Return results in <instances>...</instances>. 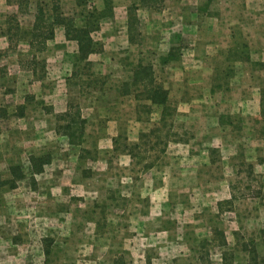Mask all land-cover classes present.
Segmentation results:
<instances>
[{
    "label": "rangeland",
    "instance_id": "374dc122",
    "mask_svg": "<svg viewBox=\"0 0 264 264\" xmlns=\"http://www.w3.org/2000/svg\"><path fill=\"white\" fill-rule=\"evenodd\" d=\"M23 1H10L20 10L6 15L0 29L2 34L8 32L11 51L18 53L21 69L15 70L14 56L8 58L6 52L3 57L0 52V72L4 73L7 66L14 76L10 78L12 84L7 85L10 88L16 78L18 83L40 82L31 74L34 50L27 48L21 34L29 31L32 19L24 13L28 4ZM110 1L112 16L102 19L99 30L92 34L102 51L94 54L88 69L73 68L77 46L64 42L63 37L56 36L46 54L38 55V62L45 61V74V57H50V77L48 81L44 78L43 85L47 90L55 88V77L62 68L60 56L64 55L75 74L69 85L73 84L75 90L80 88V96L69 94L68 104L85 106L93 112L98 103L96 113L106 117L89 120L79 109L86 123L85 139L81 147L70 149L79 150V162L77 166L69 165L70 173L64 177L54 164L34 183L36 179L27 164V154L41 148L40 154L49 153L54 159L67 154L66 144L53 138L46 146L37 142L40 146L36 151L24 148L23 159L14 158L13 166L23 173V179L16 183L7 172L8 163L3 161L0 183L6 186L0 190V264H111V256H122L121 250L107 251L102 240L96 247L89 235L91 229L98 234L105 228L99 209L105 212L104 206L110 205L102 204L104 197L120 200L131 193L145 201L147 209L149 196L163 186L158 197L160 202L164 200L163 207L171 220H165L162 227L169 233L158 237V242H163V253L159 255L156 246L146 251L155 264H248L243 247L250 242L264 257V67L255 64H264V0H162L158 11L138 7L134 44L128 42L127 12L131 6H138L137 0ZM37 3L46 12L58 4L77 26L83 25V12L104 9L103 0H84L81 4L77 0L33 1ZM169 52L174 61L162 65L160 59ZM139 63L152 66L155 81L168 91L169 105L174 110L171 126L160 128L161 133L155 135L149 134L159 127L160 108L135 98L131 88L133 95L122 96L120 91ZM36 71L40 72L39 65ZM42 104L38 100L30 105ZM108 104L114 109L106 111ZM106 118L116 119L115 151L109 150L105 142H98L106 136ZM95 128L101 129L99 134L94 133ZM141 134L147 137L141 138ZM165 134H173V141L163 153L162 146L155 145V137L162 139ZM136 145L138 148L132 147ZM125 146L133 148L129 164L123 157L118 159L126 151ZM86 159L97 163L88 176L97 182L99 192L81 199L77 193L67 192L64 198L57 192L52 195L51 180L78 181L80 172L78 176L73 173L75 168H85L82 161ZM107 181L113 185L104 187ZM117 182H128L133 187L114 193ZM32 184H36L34 189ZM95 211L94 220L91 213ZM159 224L147 228L158 231L162 226ZM216 230L223 233L225 246L215 240ZM135 260L136 264L143 261L138 257Z\"/></svg>",
    "mask_w": 264,
    "mask_h": 264
},
{
    "label": "crops",
    "instance_id": "0c3cea01",
    "mask_svg": "<svg viewBox=\"0 0 264 264\" xmlns=\"http://www.w3.org/2000/svg\"><path fill=\"white\" fill-rule=\"evenodd\" d=\"M11 0H0V29L3 27V20H5V16L9 15L11 13L18 14L19 7L17 5H14L10 2ZM33 1L35 0H29V5L26 11V15L30 16L32 19L30 20V27L29 30L32 28V25L34 23V8L35 4H33ZM37 1V0H36ZM114 11V10H113ZM116 11V10H115ZM126 23V20H125ZM21 29L22 27L19 26ZM55 37L53 39V43L56 42V36L59 38L63 37L64 42H70L66 41L64 37V31L61 27H58L57 30H55L54 33ZM10 40L8 36L1 33L0 30V52L3 57H5V53L7 52L8 58H12L14 56V66L16 67L15 70L21 71L19 67V60L16 58L17 52L11 51L10 46ZM27 48H29L28 43L26 41ZM50 45V42L47 43V49L45 51H48V47ZM18 48V47H17ZM76 53V52H75ZM74 53V54H75ZM44 54V53H41ZM41 54H35L36 59L38 60V55ZM34 56V54H33ZM62 60H60L61 69L58 71V76L55 77L57 79L55 83V88L52 90H47L45 88V81L44 79L42 81L38 82H31L24 83L17 81V78L15 79V84L11 86H7L9 83L12 84L13 77L11 74V68H8L5 66V69L3 70V74L0 78V168L2 167L3 161L8 163V170L7 172H10V168L17 167L13 166L15 165L17 159H23L24 148L30 147L31 149L38 148L40 145L46 146L49 139L53 138L54 140H58L60 142H63V144H66V150L67 154H61L59 156L60 158L54 159L52 158L51 154L49 153H41V150H37V152L29 153L27 154V164L30 168L29 158L31 156H41V155H49L51 157V162L49 165L44 167L43 173L40 175H33L36 179L37 176L43 175L45 172H47V169H52V166L54 164H57L55 168H57L58 172L61 173L62 177L66 175L69 170H67V167L74 163L77 166V162H79V150L76 152V149L73 150V152H70V149H73V147L68 143L67 139L60 134L56 133V127L59 124L57 120V116H60L64 114L67 111V105L68 100L67 97L70 93H76V96H80V88L77 86V90L73 89L74 85H69V83L72 82V67H71V61L66 62L65 56H60ZM46 64H47V73L45 74V80L47 77H50V73L48 70V65L50 62V57L47 55L45 57ZM94 59V55L89 56L88 61L92 62ZM70 64V69L67 70L68 65ZM1 69V68H0ZM20 73V72H19ZM32 74V71H31ZM18 76L20 74L17 73ZM33 76V74H32ZM10 78L12 80H10ZM68 79V80H67ZM48 81V79H47ZM34 84H38V86H34ZM37 88V91L34 89ZM90 89H88L89 91ZM41 101L43 104L38 105H30L32 104V101ZM17 101V102H16ZM30 102V103H29ZM97 104L95 103V109L93 112H91V109L87 107L77 106L80 109L81 115H87L89 120L95 118V120L98 118H105L106 115L104 114H98L97 112ZM45 107V108H43ZM106 111L109 109L113 110V105L108 104L106 105ZM89 109V110H88ZM86 111H89L87 113ZM18 112V113H17ZM91 112V113H90ZM17 113V114H15ZM108 116V115H107ZM109 117V116H108ZM82 119H84L82 117ZM106 128L104 133L106 134L104 139H101L98 142H105L106 145H109V150L115 151L113 148L112 140L116 138L118 135V131L115 130V123L116 119L106 118ZM90 123V121H89ZM96 132L94 133L99 134L100 130L99 128H95ZM85 134V133H84ZM28 139H23L25 137H28ZM85 138L83 137V140ZM139 139V137H138ZM37 142H41L39 145ZM99 146V144H97ZM81 147V146H80ZM22 148V150H19ZM79 148V147H78ZM32 151V150H31ZM33 152V151H32ZM69 152V154H68ZM120 154V153H118ZM122 155L118 156L123 157L124 160L127 159L128 164L132 162L131 156L127 153H121ZM60 155V154H59ZM16 157V161L14 158ZM13 159V160H12ZM85 168H81V170H77L75 168V172L73 174H81L79 175V180L74 182H65L59 181V182H53L51 180L52 185L50 186V193L53 195V192L59 193V196L61 198H64L68 193H77L78 199L83 198L84 196H89L91 194H96L99 191V186L97 185V182H94L92 177L88 176L90 172H93L95 169V164H97L94 160L91 161V159H86L85 161H82ZM111 167L109 164L108 167ZM18 168V167H17ZM86 172V176L83 175V170ZM77 170V171H76ZM53 171V170H52ZM78 172H80L78 174ZM70 173V172H69ZM107 173H109L107 171ZM111 179V178H110ZM112 180V179H111ZM37 179L33 180L34 183H36ZM1 182V181H0ZM17 182V181H16ZM113 185L111 182L107 181L104 182V187H111ZM36 186V184H34ZM6 185L0 183V190L2 188H5ZM133 185L128 182H117L114 193H116L118 190L120 192H117L118 194H121L122 190L132 188ZM35 188V187H34ZM70 188L75 189L76 191L70 190ZM150 188V187H149ZM155 188V187H154ZM164 189V186L162 187ZM155 188L153 196H149L148 200V208L146 209L144 207L145 201H140L139 198H134L132 194H127L124 196H121L122 198L118 200L117 197L112 198L111 196H106L103 199V203H106L110 206H104V209H99L104 217L101 216V218L104 221V230H100L95 232L94 229L89 232L90 236H92V241L95 240V246L98 242H104V247L111 250H121L119 255L122 256H115L113 254L111 256V264H136L135 257H138L139 260L143 259V261H139V264H155V260L153 258H147L146 251L149 247L156 246L157 252L160 255L161 249L163 248V242H158L160 235H166V233H169L166 229L162 228L165 224V220L170 219L168 216L171 214L165 212V209L163 207V204L165 203L164 200L161 202L159 201L160 196L158 197L159 191L163 189ZM110 189V188H107ZM152 189V188H151ZM61 190V192H59ZM33 190L32 192H34ZM93 191V192H92ZM151 191V190H150ZM153 191V189H152ZM6 195V194H4ZM116 195V194H114ZM69 197V196H68ZM120 197V195L118 196ZM134 198V199H133ZM146 200V202H147ZM81 202V200H79ZM111 210H113V213H111ZM97 215L96 211L95 213H91V217L95 220V216ZM89 218V220L94 221L92 218ZM171 220V219H170ZM113 221V222H111ZM151 221V222H150ZM150 222V223H149ZM161 226L160 230H155L150 228V230L147 228V225L150 224H158ZM155 236V237H154ZM170 237V236H168ZM167 237V238H168ZM95 238V239H94ZM108 238V240H107ZM102 240V241H101ZM157 240V241H156ZM165 243H168L169 241L164 240ZM94 247V246H93ZM98 247V246H96ZM99 250L103 251L102 246H100ZM98 250V251H99ZM138 252V256H135V253ZM116 253V252H115ZM123 257H125V260H123ZM157 258V257H155ZM149 259V261H147ZM124 262V263H123Z\"/></svg>",
    "mask_w": 264,
    "mask_h": 264
},
{
    "label": "trees",
    "instance_id": "16d2710c",
    "mask_svg": "<svg viewBox=\"0 0 264 264\" xmlns=\"http://www.w3.org/2000/svg\"><path fill=\"white\" fill-rule=\"evenodd\" d=\"M77 1H79V4L84 3V0ZM137 2L138 6H131L127 12V36L129 44H134V33L137 31L138 24V18L136 15L138 7L158 11L160 10L162 0H137ZM23 3H27L29 5L30 2L25 0ZM103 4L104 9L102 11H97L96 9L91 8V10L82 13V26H77L73 17L65 16L58 4L51 6L49 12L45 11V7H43L42 4H35L36 13L32 28L27 32H21V34L26 38L29 48L34 50L31 65L35 66L32 68V74L35 78L40 81L45 78V61L43 60L38 62L35 54H41L46 51L47 43L53 41L54 31L58 27L63 29L66 41L76 43L77 50L74 55L73 68H89V56L102 51L101 47L92 39V34L99 30V23L102 19L112 16L113 8L111 1L103 0ZM18 9L20 10V7ZM7 30L9 31V29ZM17 31H19V28ZM7 33L4 35L9 36ZM173 59L174 58L172 57L171 52H169L166 56L160 59V63L162 65H166L169 62L174 61ZM80 64H82V66H79ZM255 64L257 67H264V64L262 63ZM38 65L40 66V72L36 71V66ZM2 74L3 73L0 72V78L3 77ZM72 77H75L74 72L72 73ZM130 88L133 89L135 98L142 99L150 105L160 108V118L157 124L159 127L156 128V130H152L149 135L161 133L160 128L164 129L171 126L169 123H172L174 110L169 105V93L162 85L156 83L152 66L141 63L137 64L133 70L130 82L122 85V89L120 90L122 96L131 95L132 92L129 91ZM261 107V113L264 114V95L261 98ZM79 113V108L77 106L74 107L68 104L67 111L64 114L57 116L58 122H62L63 124H58L56 127V133L65 137L70 145L77 147H80L83 143L86 125L85 121L80 118ZM145 137L147 136L141 134V138ZM172 137L173 134H165L162 139H160V137L156 135L155 139L158 142H155V145L160 144L162 146V152L164 153L167 144L173 141ZM112 143L113 146L116 145L117 138L113 139ZM132 147L138 148L137 145ZM133 148L129 149L125 146V152H127L131 158L133 157ZM50 162L51 157L49 155L31 156L29 158L31 175L42 174L44 167L49 165ZM249 168L252 169L251 167ZM10 172L14 180L13 182L16 183V181L23 179V173L19 168L12 167L10 168ZM13 184L11 185V189L14 187ZM32 187L34 189L33 184ZM262 233L264 239V231ZM214 237L215 240L217 239L220 241L221 246L226 245L222 232L216 230L214 232ZM243 250L247 253L248 264H264V257L259 256L253 242H250L249 245H245Z\"/></svg>",
    "mask_w": 264,
    "mask_h": 264
}]
</instances>
